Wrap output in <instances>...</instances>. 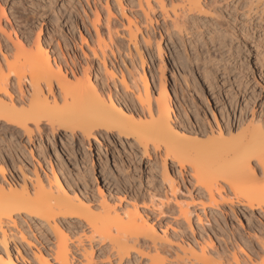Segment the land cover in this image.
Masks as SVG:
<instances>
[{"label":"bare ground","instance_id":"1","mask_svg":"<svg viewBox=\"0 0 264 264\" xmlns=\"http://www.w3.org/2000/svg\"><path fill=\"white\" fill-rule=\"evenodd\" d=\"M116 2L120 7V0ZM136 2L150 21L151 0ZM5 4L0 1V127L26 138L31 148L23 150L30 156L34 147L38 159L30 169L19 144L14 154H0V264H27L29 259L34 264H264V108L254 112L264 98V51L258 43L252 42L253 54L246 55L238 92L226 95L225 102L220 103L216 95V78L210 79L203 71L219 114L218 121L209 104V122L205 113L199 114L189 85L188 99L182 95L178 100L173 71L176 112L168 99L163 67L156 71L160 76H153L159 78L158 87L152 79L151 87L148 74L153 71L145 70L148 63L138 48L139 27L132 20L127 21L129 46L126 51L116 47L118 56L109 50L112 61L107 65V45L94 28L99 21L96 14L91 23L99 50L90 49L81 38L92 58L80 47L88 59L82 68L77 58L67 60L61 50L63 60L56 58L50 43L42 44L39 35L33 41L23 33L18 36ZM154 4L169 22V39L171 34L180 40L184 33L188 37L201 21L209 24L213 16H222L220 9L202 0H154ZM228 5L229 10L240 8L250 23L263 21L264 0H231ZM212 27L222 45L225 38L234 40L228 23L224 29ZM158 48L161 55L163 50ZM21 56L23 61L18 64ZM11 57L16 63H9ZM93 60L102 66L105 82L93 73ZM179 77L185 75L179 73ZM248 91L249 99L245 97ZM245 112L250 113L249 120ZM45 131L50 133L45 134L46 145L41 141ZM78 135L88 146L97 135L108 138L106 142L114 138L128 148V156H137L139 163L134 158L128 181L143 165L150 171L158 165V179L167 188L165 200L155 204L153 192L147 190V197L140 196L131 183L127 187L111 184L99 148L100 174L111 184L107 193L98 190V195H91L87 185L73 184L56 149L55 136H60V149L68 156L72 143L83 141ZM35 137L39 138L36 145ZM103 149L106 156L109 151ZM89 161L94 172L93 159ZM93 180L99 189L96 176ZM252 182L257 189L241 191ZM151 208L160 215L165 210L177 213L172 227L162 228L161 220L154 223L146 212Z\"/></svg>","mask_w":264,"mask_h":264},{"label":"rangeland","instance_id":"2","mask_svg":"<svg viewBox=\"0 0 264 264\" xmlns=\"http://www.w3.org/2000/svg\"><path fill=\"white\" fill-rule=\"evenodd\" d=\"M0 1L6 3L5 9L7 15L10 18L15 32L17 31L18 36L22 37L21 35L23 33V35L25 34V37L23 36L24 38L29 36L33 41L39 35L42 44L50 43L51 52L54 51L56 53V58L59 56L58 58L61 59V61L63 60L61 54H59L61 50L66 59L69 56L74 60L77 58L75 60L76 64H81L82 68H85L83 66H85V61L88 60L84 58L82 51H86L85 54L88 53L89 55L87 54V56H90L91 58L89 50L91 48L96 49L97 51L99 50L98 39H96L97 36L96 32L94 33V30L97 29L99 35L104 39L103 41L107 45L105 51H107L106 55L109 58L106 59V63L107 65H110L112 58L109 50H113L118 56L116 47L118 50L123 49L126 51L127 46H129L127 41L129 40L127 36L128 34L126 35L128 29L127 21L132 20L133 24L139 27L137 35V41L139 44L138 48L141 51L140 53L145 55L146 64L148 63L145 70L147 73L148 68L153 71L151 76L148 74L151 87H154L152 86L154 84L152 83V80L156 81L155 86L158 87L157 84L159 78L157 77L160 76V73L156 71H158L160 66L163 67L167 87L166 90L169 94L168 99L171 105L174 106L176 112L175 106L177 99L172 91L174 84L171 79V71H173L178 79V84L175 87L178 100H181L180 98L182 95L185 96V99H188L186 91L191 89L190 93H192L193 101L198 108L199 114L203 116L202 114L205 113V119L207 117L209 122H212L209 104L213 106L212 108L215 111V116L218 121L219 114L218 108L216 110L214 107L208 88L204 84L202 76L203 71L205 70L207 72L210 79L216 78V82L213 84L216 87V95L219 97L218 99L220 103H222L226 101V95H233L235 92H238L242 75L245 73L246 55L249 52L253 54L251 43H258L260 50L264 51V17H262L263 21L261 23H258L256 20H252L251 23L248 22L241 16L243 11H241L240 8L236 7L237 9L233 10L230 7L229 10L228 7L226 9V5H228L231 0H202L211 4L213 8L220 9L222 16H213V21L209 24H207L208 21L206 20L201 21L198 24V30L189 31V35L186 33L188 37L185 36V33L182 34L183 38L181 40L173 34H171L169 39V36L166 33L169 22L163 19L160 10L154 4V0H151L153 11L149 13L150 21L145 20L136 0H120V7L116 0ZM175 5H178V3H175ZM95 8L97 13L93 11ZM106 9L110 12L108 15L111 17L107 16L106 12L108 11H106ZM96 14L99 16V21L98 24L95 23L94 28L96 29H92V23L93 21H96ZM108 19L109 24H107ZM82 21L84 22V25L82 24ZM226 23H228L233 29L232 33H234V40L231 39L232 36L230 38H225L222 45L221 41L217 39V35L213 32L212 24L217 25L218 28L220 27L221 29H224ZM8 26L10 27V25H6L7 28H9ZM168 30L170 32L171 28ZM227 30L230 33V30ZM109 32L111 34L110 36ZM196 33H201V35L197 36ZM142 36L144 42L141 41ZM81 38L87 42L90 49L81 42ZM110 38L111 40H109ZM58 44L60 45V48H58ZM158 46L163 50L161 55L158 51ZM80 47L83 48L82 51L79 49ZM131 51L134 54L133 49ZM14 59L15 58L11 57L9 63H16L17 60L15 61ZM136 59L137 58H135V61ZM129 60L130 59L126 58L125 61L127 62H125V64L127 63V67H130L131 69ZM22 61L23 59L21 56L18 58L17 63L19 64V62ZM138 66L139 65H137V69ZM77 68L81 71V66H78ZM93 73H97L98 80L101 81L106 77L102 66H100L96 60H93ZM179 73L184 74L185 77H179ZM154 75H157V77H153ZM184 80L187 82L185 81V83ZM110 84L111 83H109V85ZM180 85L184 88L183 93L180 91ZM187 85L190 87L189 90L186 88ZM253 86L255 87L256 84ZM193 88H195V90ZM257 91H260V87H257ZM245 97L249 99L251 97V92L248 91ZM206 98H209V103L206 101ZM263 100L264 98L254 108V112L260 113L261 109L264 108ZM245 113V118L249 120L251 116L250 113ZM45 134L48 136L50 133L45 131L41 136L42 143L46 145ZM78 137L83 141H80L79 143L75 141L72 143L73 152L71 155L66 156V153L62 152L59 146L60 136H55L56 149L61 156L68 179L71 180L73 184L81 188H83L84 185H87L90 194H95L96 196L98 195V190L106 194L108 188L111 187L113 182L124 184L126 187L131 183L140 196L147 197V190L153 192L155 194H153V196L156 197L155 204H158L159 200H165V192L167 188H163L160 179H158L160 173V169L157 168L158 165H152V171H150L149 167L143 165L142 168L140 167L141 170L135 173V176L131 181H128L127 176L133 171V164H131L132 161H134V158L135 161H137L136 163H139V161L137 156L133 158V155L130 157V154L128 156L125 153L128 151L127 147H123L114 138H110V141L106 142L105 140L108 138L103 139L99 135H97L96 141L90 140V145L88 146L86 141L82 139L80 135H78ZM49 138L52 139L51 136H49ZM33 141L36 145L39 138L35 137ZM16 146H19V148L26 154V157L29 159L28 163L30 169H32L31 165L38 159L35 148L32 147L33 151H31L30 157L28 152L23 150V147H30L27 143V139L24 137L20 138L9 130L3 131L0 127V154H5L6 152L14 154L16 152ZM103 147H106V150L109 151L106 156L103 155L105 153ZM98 148L103 151V154L101 153V165L103 166L106 164V168L109 171L107 180H109L111 184L100 174V166L97 158ZM49 156L56 167V161L50 150ZM90 158L93 159L94 172L91 171L92 164L89 161ZM174 170L176 171V168H174ZM93 176H96V182L99 184V189H97ZM152 176H155V181L152 179ZM7 178L9 177L7 176ZM256 184L257 183L253 182L249 183L243 186L241 191L251 193V191L257 189L258 185ZM111 190H113V187ZM146 202L149 204L147 206L150 207V203H148V201ZM146 212L154 223L161 220L162 228L164 229H166L165 227L168 229L170 226L172 227L173 220L178 216L177 213L172 215V212L168 213L167 210H165L163 215H160L156 208L148 209ZM241 221L246 225V217H242ZM233 224L236 225L235 220H233ZM27 264L34 263L29 259Z\"/></svg>","mask_w":264,"mask_h":264}]
</instances>
